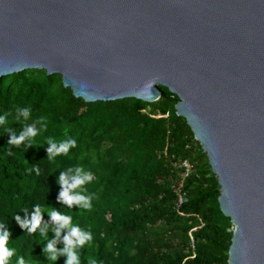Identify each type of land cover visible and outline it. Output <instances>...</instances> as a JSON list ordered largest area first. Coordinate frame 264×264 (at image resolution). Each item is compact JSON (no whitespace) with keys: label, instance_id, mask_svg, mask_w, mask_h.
Here are the masks:
<instances>
[{"label":"water","instance_id":"1","mask_svg":"<svg viewBox=\"0 0 264 264\" xmlns=\"http://www.w3.org/2000/svg\"><path fill=\"white\" fill-rule=\"evenodd\" d=\"M27 70L86 103L176 95L240 225L232 264H264V0H0V78Z\"/></svg>","mask_w":264,"mask_h":264},{"label":"trees","instance_id":"2","mask_svg":"<svg viewBox=\"0 0 264 264\" xmlns=\"http://www.w3.org/2000/svg\"><path fill=\"white\" fill-rule=\"evenodd\" d=\"M165 91L160 87L161 98L153 104L86 103L65 88L62 76L44 70L0 78V224L10 231L9 264L21 257L25 264H53L44 251L52 239L58 250L54 264L66 262L61 250L67 230L55 237L58 225L47 212L43 243L39 229L29 233L15 219H30L36 205L71 215L73 224L91 234L74 249L81 264H227L233 234L220 206L218 179L192 129L178 116L179 98ZM28 126L38 131L35 145L9 143ZM48 138L58 146L75 145L50 160ZM181 159L195 165L185 183V216L177 213L172 190L179 172L171 162ZM78 167L92 175L81 186L88 208L58 199L59 175L74 174Z\"/></svg>","mask_w":264,"mask_h":264},{"label":"clouds","instance_id":"3","mask_svg":"<svg viewBox=\"0 0 264 264\" xmlns=\"http://www.w3.org/2000/svg\"><path fill=\"white\" fill-rule=\"evenodd\" d=\"M156 80L147 81L140 89L139 92L143 95L145 92L148 94L149 98L158 97L157 93H152L153 85L157 84ZM27 110H24V115L27 116ZM179 115V113H178ZM2 122V118H0ZM46 128V125H45ZM38 136V131L33 126H28L19 136L11 135L9 143L19 146L21 142L27 140V146H32L36 144V137ZM47 143L50 147L47 149L49 154V159H54L55 156L61 153H67L69 148L75 145V141L68 143H61L59 146L52 141L51 138L47 139ZM72 173V169L68 170ZM92 175L83 174L81 168H76L74 174H66L61 172L58 178V182L61 185V191L59 192L58 199L65 205L72 207L73 205H79L82 208H88V198L81 194L83 188L81 186L85 185L86 182L91 181ZM47 212L51 217V220L55 222L58 227L55 229V237H60L61 230L66 229L67 234L64 235L63 241L65 243L64 249L61 251L67 254V259L65 264H81L80 258L77 252L74 251L76 247H82L85 243L91 240V234L82 231L79 226L72 223V217L68 214H62L58 210L45 207L41 208L39 205L34 207V211L30 219L21 220L19 216L15 219L20 224L22 229H27L29 233H36L37 229L40 230L41 243L44 239H47L45 233L47 231V225L41 227L42 214ZM233 225L235 227V232L233 235V240L240 233V225L235 218H231ZM6 226L0 224V264H9V258L13 256V250L8 247L10 231L5 230ZM56 240L52 239L46 244L44 251L48 253V259L54 262L58 259V250L55 247ZM225 255L227 256V264H232L231 260V248L226 250ZM18 264H25L23 257L19 258ZM94 264V262H93Z\"/></svg>","mask_w":264,"mask_h":264},{"label":"built area","instance_id":"4","mask_svg":"<svg viewBox=\"0 0 264 264\" xmlns=\"http://www.w3.org/2000/svg\"><path fill=\"white\" fill-rule=\"evenodd\" d=\"M171 165L180 174L178 179L172 185L173 193L176 196V211L179 215L185 216V214L182 212V208L189 201L185 183L190 175L193 174L195 165L189 159L172 161Z\"/></svg>","mask_w":264,"mask_h":264},{"label":"rangeland","instance_id":"5","mask_svg":"<svg viewBox=\"0 0 264 264\" xmlns=\"http://www.w3.org/2000/svg\"><path fill=\"white\" fill-rule=\"evenodd\" d=\"M165 93H166V95H168L170 92H169L168 89H166ZM159 117H161V116H159ZM208 161H209V160H208ZM209 164H210V163H209ZM211 169H212V168H211ZM212 172H213V171H212ZM178 175L180 176V174H178ZM229 232L232 233V234L234 235L235 227L233 226L232 222H231V225H230V227H229Z\"/></svg>","mask_w":264,"mask_h":264}]
</instances>
